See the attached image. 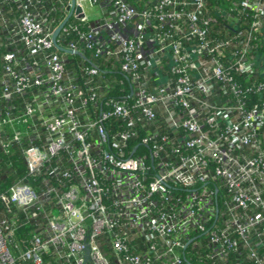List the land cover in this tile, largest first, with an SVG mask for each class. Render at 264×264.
I'll return each instance as SVG.
<instances>
[{
	"label": "built area",
	"instance_id": "2783aa9c",
	"mask_svg": "<svg viewBox=\"0 0 264 264\" xmlns=\"http://www.w3.org/2000/svg\"><path fill=\"white\" fill-rule=\"evenodd\" d=\"M0 46V264H264V0H0Z\"/></svg>",
	"mask_w": 264,
	"mask_h": 264
},
{
	"label": "trees",
	"instance_id": "16d2710c",
	"mask_svg": "<svg viewBox=\"0 0 264 264\" xmlns=\"http://www.w3.org/2000/svg\"><path fill=\"white\" fill-rule=\"evenodd\" d=\"M8 9V7H6ZM8 13V11H7ZM14 17H16L14 14H13ZM12 15H6V18L9 20L8 23L9 25L11 24V19H13ZM7 48L5 47H1L0 46V56L2 54H4L7 50ZM0 64H2V62H0ZM68 67V70L70 72H74V69L69 65H67ZM77 72V70H76ZM29 94L25 96V99L28 98ZM18 150L15 149L13 151V155L10 156V157H2L0 158V163H1V166H0V180H4V186L6 184H9L11 183L13 180H15L16 176H18V174H22L23 171H24V168H23V164H22V161H21V157L20 155H18ZM13 171H17V175L14 176V172ZM2 208L0 207V212H2ZM25 215L22 214L20 215V219L24 218ZM19 223H22V221H19ZM18 223V224H19ZM31 228V224H28L27 227H21L19 228V230L17 231V234L15 236V239L18 240L20 237L24 236L26 234V232ZM13 249V248H12ZM232 261V259L230 260Z\"/></svg>",
	"mask_w": 264,
	"mask_h": 264
},
{
	"label": "water",
	"instance_id": "95a60500",
	"mask_svg": "<svg viewBox=\"0 0 264 264\" xmlns=\"http://www.w3.org/2000/svg\"><path fill=\"white\" fill-rule=\"evenodd\" d=\"M68 19V17L63 21V23L54 31V33H53V36H52V42H53V44H54V46L59 50V51H61V52H63V53H68V54H70L71 52L70 51H67V50H65V49H63V48H61V47H59L58 46V44L56 43V37H57V35H58V33H59V31H60V29H61V27L63 26V24L66 22V20ZM86 253H87V251H86Z\"/></svg>",
	"mask_w": 264,
	"mask_h": 264
},
{
	"label": "rangeland",
	"instance_id": "374dc122",
	"mask_svg": "<svg viewBox=\"0 0 264 264\" xmlns=\"http://www.w3.org/2000/svg\"><path fill=\"white\" fill-rule=\"evenodd\" d=\"M69 58V57H68ZM57 214V211H54L53 212V215H56ZM25 236V235H24ZM24 236L20 237V238H23Z\"/></svg>",
	"mask_w": 264,
	"mask_h": 264
},
{
	"label": "crops",
	"instance_id": "0c3cea01",
	"mask_svg": "<svg viewBox=\"0 0 264 264\" xmlns=\"http://www.w3.org/2000/svg\"><path fill=\"white\" fill-rule=\"evenodd\" d=\"M68 55H69V54H68ZM67 57H69L68 59L71 61L72 57H70V55H69V56H67ZM72 60H74V59H72Z\"/></svg>",
	"mask_w": 264,
	"mask_h": 264
}]
</instances>
